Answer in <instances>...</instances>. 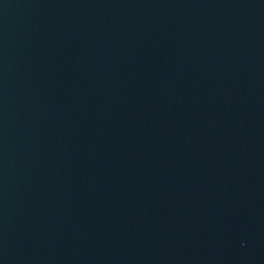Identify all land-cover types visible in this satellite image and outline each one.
I'll return each mask as SVG.
<instances>
[{"label":"water","instance_id":"95a60500","mask_svg":"<svg viewBox=\"0 0 264 264\" xmlns=\"http://www.w3.org/2000/svg\"><path fill=\"white\" fill-rule=\"evenodd\" d=\"M0 264H264V0H0Z\"/></svg>","mask_w":264,"mask_h":264}]
</instances>
